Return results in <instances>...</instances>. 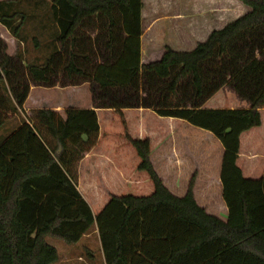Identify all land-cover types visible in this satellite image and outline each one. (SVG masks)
Masks as SVG:
<instances>
[{
    "label": "trees",
    "instance_id": "1",
    "mask_svg": "<svg viewBox=\"0 0 264 264\" xmlns=\"http://www.w3.org/2000/svg\"><path fill=\"white\" fill-rule=\"evenodd\" d=\"M45 1L57 50L25 68L0 50V128L31 86H57L64 56L70 86L92 83L98 102L36 110L0 142V264H56L47 238L76 245L93 227L105 264H264V0L146 64L143 0ZM18 3L0 2L16 40ZM208 173L221 190L205 198Z\"/></svg>",
    "mask_w": 264,
    "mask_h": 264
},
{
    "label": "rangeland",
    "instance_id": "2",
    "mask_svg": "<svg viewBox=\"0 0 264 264\" xmlns=\"http://www.w3.org/2000/svg\"><path fill=\"white\" fill-rule=\"evenodd\" d=\"M18 5L13 6L14 11L26 13L27 19L23 25L21 39L16 40L10 32L0 24V50L6 49L7 54L14 58L21 56L18 62L21 68L27 67L29 64H42L49 56L57 50L53 36L58 33L57 25L53 21L50 10L51 4L45 0H19ZM205 6L215 5L217 0H145L147 19L144 22L145 37L143 41L142 63H148L151 58L162 52L165 47H169L179 52H191L199 43L205 42L212 31L220 30L224 26L236 21L245 14L240 13V7L247 8L237 0H219L228 6L224 13H216L215 16L205 12ZM165 4V7L163 6ZM198 5V6H197ZM197 13L195 14V9ZM168 11L170 15L181 14L188 15L195 19L196 34H174L171 32L163 33L166 24L163 23L164 15L161 13ZM240 13V14H239ZM154 23L153 28L150 24ZM20 24V18H17L13 25ZM171 26V24H170ZM169 29V26H168ZM96 33L92 32L90 37H85L88 43L89 38L93 40ZM36 41L38 44H36ZM68 64V57L64 56L56 66L57 70V86L53 88L31 86L29 97H31L26 105V109L16 111L14 115L9 117L5 125L0 128V142L11 133L14 126H18L28 120L34 111L51 108L55 105V101H59V109H69L72 106H93L95 107L98 94L92 92V83H80L77 86L70 84L79 83L68 79L64 68ZM48 102V103H47ZM98 102V101H97ZM54 107H57L55 105ZM61 107V108H60ZM194 133L201 135L200 130L192 128ZM202 132V131H201ZM202 137H205L204 133ZM207 157V156H206ZM211 161V157H209ZM197 166L199 172L204 167V162L198 161ZM193 167V166H192ZM202 172V171H201ZM210 173V172H209ZM208 173V175H209ZM209 176H214L210 174ZM201 185V184H200ZM221 190V187H218ZM47 242L55 247L64 263L61 264H104L103 255L100 249V240L96 227H93L90 233L85 236L79 244L67 245L63 241L47 238ZM92 254V257L90 256Z\"/></svg>",
    "mask_w": 264,
    "mask_h": 264
},
{
    "label": "crops",
    "instance_id": "3",
    "mask_svg": "<svg viewBox=\"0 0 264 264\" xmlns=\"http://www.w3.org/2000/svg\"><path fill=\"white\" fill-rule=\"evenodd\" d=\"M3 1H6V0H0V2H3ZM217 1L218 2L215 5H211L209 7L205 6V2L206 1L205 2L203 1L204 8L206 10L205 12H208V14H210L212 16H215L216 13H224L225 12L224 9L225 8L227 9L228 6H230V5L224 4L223 2H219V0H217ZM143 2H144V10H143V29H144V34H143V36L141 38V53H142V50H143V44L142 43L144 41L145 30H146L145 26H144V22H145V20L148 17L147 14H146V11H145L146 2H145V0H143ZM163 6L165 7V4ZM238 7L241 8V11H239L240 13H242V14L244 13L245 14L246 12H248V8H243V7H240V6H238ZM197 9H198V7L194 11L195 14L197 13ZM161 14L164 15V16L162 18H160V19H162V21H164L163 23L166 24V29H165V31L164 30L162 31L163 33L166 32V34H167V32H171L172 31L173 34L175 32H177L178 34H196V32H197L196 31V25H195L196 21H195V19L193 20L192 17H190L188 15H181V14H176V13H174L173 15H170L168 13V11H163ZM170 24H171V26H170ZM150 26H151V28H153L154 23H151ZM168 26H169V29H168ZM30 98L31 97H28V100L26 101L23 109H26V105H27V103H28ZM58 103H59L58 100L55 101V105H57V107H54L55 106L54 105L51 108H45V109L63 110V109H59V107H58L59 104ZM69 109L94 110L95 108L93 106L91 107L89 105L81 106V105H77L76 104L75 106H72ZM20 126H21V124L18 125V126H14L12 131H11V133L8 135V137L11 136L14 132H16ZM8 137H6V138H8ZM4 140H2L1 142H3ZM207 178L208 179L206 180V188H205V191H204V197L205 198H207V197L212 195L211 194L212 189L215 188V190H216V189H218V187H221L219 173L218 174L217 173L214 174L213 177L212 176H208ZM220 209H221L220 215L222 217L223 216L226 217L227 210L224 207V205L221 204L220 205ZM211 210L215 211V210H217V208H211ZM100 249H101V244H100ZM101 254L103 255L102 250H101ZM103 262L105 264L104 256H103ZM61 263H64V262L62 261V258H61L60 253H59V261L56 264H61Z\"/></svg>",
    "mask_w": 264,
    "mask_h": 264
}]
</instances>
